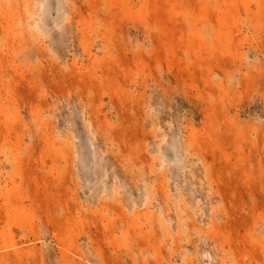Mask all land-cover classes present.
<instances>
[{"label":"rangeland","instance_id":"374dc122","mask_svg":"<svg viewBox=\"0 0 264 264\" xmlns=\"http://www.w3.org/2000/svg\"><path fill=\"white\" fill-rule=\"evenodd\" d=\"M0 264H264V0H0Z\"/></svg>","mask_w":264,"mask_h":264}]
</instances>
